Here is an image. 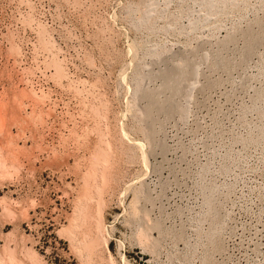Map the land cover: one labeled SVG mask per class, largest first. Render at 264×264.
<instances>
[{
  "label": "rangeland",
  "instance_id": "1",
  "mask_svg": "<svg viewBox=\"0 0 264 264\" xmlns=\"http://www.w3.org/2000/svg\"><path fill=\"white\" fill-rule=\"evenodd\" d=\"M216 3L0 0V264H84L64 230L104 143L92 264H264V0ZM187 62L182 111L146 118L139 73Z\"/></svg>",
  "mask_w": 264,
  "mask_h": 264
},
{
  "label": "bare ground",
  "instance_id": "2",
  "mask_svg": "<svg viewBox=\"0 0 264 264\" xmlns=\"http://www.w3.org/2000/svg\"><path fill=\"white\" fill-rule=\"evenodd\" d=\"M218 1L222 5H227L229 3V0H218ZM218 1L217 0H203V3L205 4L204 8L206 9V12L208 14H211L213 11L216 10V8H217L216 6L218 4L216 2H218ZM151 3H153V2H151ZM149 4H150V2H149ZM150 5L148 6L149 7L148 8V17H146V19H148V20L151 18L152 11L155 10L154 6L152 8V6L150 7ZM257 33H259V31L256 32V34L253 32V30L249 31V32L247 31L246 39H247V42H249V45L251 44V45L255 46V45H258L257 43L262 41L261 37L259 36L260 34L258 35ZM251 45L249 46L251 49L248 48V52L249 51L252 52L253 48ZM217 56H219V55H217ZM222 59H223V57H222ZM190 61H193V60H190ZM228 65H230V64H228ZM226 66H227V64H226ZM197 70L198 69L196 67V64H194L192 62H187L186 65L182 68H176V67L171 68L170 67V68L166 69L164 71V73L161 74L162 75L161 78L163 79V85L161 86L160 90L157 89L158 91H155V92H154L155 89L153 90V92H151L152 90L149 91V90H145L142 88L143 86H141V84H142L143 80L146 78V75L143 73H139L140 77L138 76L139 80L137 79L138 83H137V88L134 89L135 90L134 94L136 95L135 96L136 98H138L137 97L138 95H141L140 97H142V98L144 97L146 100H148V102H149V104H147L148 107L145 106V108L146 107L147 108H146V110L144 109L145 112L143 111L146 118L150 119V117H152L154 111L159 112V114L161 112V114L162 113H164V114L168 113V114H173V115H174V113L177 114L180 110L182 111L181 107L177 103H174V101H173L174 97L176 94L178 95L179 93L184 94V96L190 95L189 92L191 93V90H188L187 88L190 87L189 86L190 84L195 86V84L197 82V74H198ZM148 76H151V75L148 74L147 77ZM181 78H182V80H185V82H186V80L189 81V82H187L188 86H186V85L185 86L183 85L184 87L182 86V82L180 80ZM192 90H193V86H192ZM163 92H168L170 94V95H167V97L164 100L160 98L161 97L160 95H162ZM182 94H180V96ZM159 114H157V115H159ZM262 118L264 120V113H262ZM99 124H101V123H99ZM151 124L152 125H150V126L152 127L154 124L153 123H151ZM262 125H264V124H262ZM151 127H148L150 129V132L152 131ZM153 128H154V126H153ZM263 129H261V130L263 131ZM150 132H148V133H150ZM151 134L153 135L154 131ZM104 137H106V135H104ZM101 138H102V143H104L103 137H101ZM105 145L106 144L104 143V147L101 146L103 148H99L100 145L98 144V147H97L98 150L95 151V153L92 157V160H93L92 165H91L92 169L90 170L89 174H86L87 176H89L88 178L86 177L88 180L85 178L86 179V181H85L86 182V185H85L86 188H85L83 194L79 197L76 208L74 207L75 211H74V214L72 216V219L70 220L69 226L64 230V232L70 238L72 248H74L75 251H77L84 258V260H83L84 264H92V262L94 261V258L96 257L95 255H96L99 247L101 246V244L105 240V237H104V226L105 225H103V221H102V217H101L102 216L101 208L104 206V203H105L104 195L106 193H108L106 191H107L108 187H110V186H108V184H106V178L108 177L106 170L109 169L108 167H110V164L112 161V159L110 160V157H111L110 155L112 153L107 151V149H109L110 147L108 144L106 146ZM106 147H107V149H104ZM111 178H113V177H110L107 179L110 180ZM208 200L210 203L211 202L210 199H208ZM218 220H219V218H218ZM216 223H219V222L217 221ZM220 223H221V221H220ZM214 225L217 226L219 224H217V225L214 224ZM160 226L161 225H159V223H157L156 228L160 229ZM212 232H213V230H212ZM214 245H215V243H214ZM8 248H7V250H8ZM13 249L9 248V251L10 250L11 251H10V253H8L9 251L7 252L8 255L12 254L10 256L11 258L9 256H7L11 259L12 264H24L25 262L22 263L23 261L22 262L15 261L16 258L14 257L15 255L13 254L14 253ZM100 250H99V252H100ZM26 255H28V254H26ZM28 256L31 260L35 259V256H33V255L29 254ZM103 258L100 257L99 259L102 260Z\"/></svg>",
  "mask_w": 264,
  "mask_h": 264
}]
</instances>
